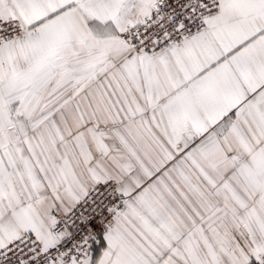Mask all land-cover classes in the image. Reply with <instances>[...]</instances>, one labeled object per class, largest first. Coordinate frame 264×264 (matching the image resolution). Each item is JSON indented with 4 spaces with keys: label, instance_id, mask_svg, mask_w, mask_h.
<instances>
[{
    "label": "snow or ice",
    "instance_id": "1",
    "mask_svg": "<svg viewBox=\"0 0 264 264\" xmlns=\"http://www.w3.org/2000/svg\"><path fill=\"white\" fill-rule=\"evenodd\" d=\"M0 264H264V0H0Z\"/></svg>",
    "mask_w": 264,
    "mask_h": 264
}]
</instances>
